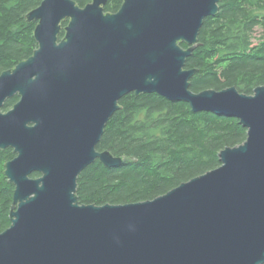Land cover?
Wrapping results in <instances>:
<instances>
[{"label": "water", "instance_id": "water-1", "mask_svg": "<svg viewBox=\"0 0 264 264\" xmlns=\"http://www.w3.org/2000/svg\"><path fill=\"white\" fill-rule=\"evenodd\" d=\"M108 1L43 0L27 14L38 48L0 75V149L16 153L5 164L15 192L0 264H264V85L196 93L197 69L185 68L221 0H124L115 13ZM133 92L239 118L247 139L155 199L81 204L78 177L89 165L137 161L97 149Z\"/></svg>", "mask_w": 264, "mask_h": 264}, {"label": "trees", "instance_id": "trees-1", "mask_svg": "<svg viewBox=\"0 0 264 264\" xmlns=\"http://www.w3.org/2000/svg\"><path fill=\"white\" fill-rule=\"evenodd\" d=\"M43 0H0V75L28 59L38 48L37 21L27 14ZM84 7L92 0H75ZM124 0H109L104 9L115 13ZM68 20L64 22V26ZM257 27L263 34L254 40ZM64 29L60 35L62 38ZM199 46L187 58V69H197L190 89L223 90L235 86L246 94L264 85V0H221L219 12L208 16ZM187 48L186 43L181 44ZM19 100L8 98L4 111ZM108 121L100 151L133 156L137 161L106 167L100 160L78 177L81 204H126L155 199L182 183L221 165L220 153L247 139L239 118L212 111H195L190 103L158 93L125 95ZM13 148L0 149V233L11 226L15 185L5 176ZM38 172L32 177H39Z\"/></svg>", "mask_w": 264, "mask_h": 264}, {"label": "rangeland", "instance_id": "rangeland-1", "mask_svg": "<svg viewBox=\"0 0 264 264\" xmlns=\"http://www.w3.org/2000/svg\"><path fill=\"white\" fill-rule=\"evenodd\" d=\"M263 34V29L262 27H257L256 31H255V38L254 40L257 42L258 38H260V36ZM4 111V110H3ZM6 112V111H4Z\"/></svg>", "mask_w": 264, "mask_h": 264}, {"label": "flooded vegetation", "instance_id": "flooded-vegetation-1", "mask_svg": "<svg viewBox=\"0 0 264 264\" xmlns=\"http://www.w3.org/2000/svg\"><path fill=\"white\" fill-rule=\"evenodd\" d=\"M64 22H65V21H63V23H62V26H63V27H64Z\"/></svg>", "mask_w": 264, "mask_h": 264}, {"label": "bare ground", "instance_id": "bare-ground-1", "mask_svg": "<svg viewBox=\"0 0 264 264\" xmlns=\"http://www.w3.org/2000/svg\"><path fill=\"white\" fill-rule=\"evenodd\" d=\"M1 111H3V107L1 108ZM7 112V111H6Z\"/></svg>", "mask_w": 264, "mask_h": 264}]
</instances>
